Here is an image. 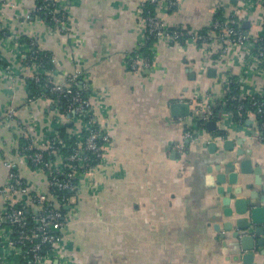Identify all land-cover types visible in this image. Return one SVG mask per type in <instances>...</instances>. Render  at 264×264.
Wrapping results in <instances>:
<instances>
[{"label":"crops","instance_id":"obj_1","mask_svg":"<svg viewBox=\"0 0 264 264\" xmlns=\"http://www.w3.org/2000/svg\"><path fill=\"white\" fill-rule=\"evenodd\" d=\"M59 1L68 15L63 31L39 18H23L34 0H9L12 6H0V26L9 35L0 44V116L13 107L18 119L32 117L42 134L61 121L72 126L71 117L62 114L52 97L29 99L30 71L14 44L22 38L35 39L53 55L57 75L75 67L86 71L93 92L104 96L106 107L98 111V123L105 126L109 118L110 139L94 177L81 183L75 198L76 214L63 241L69 264H264V244L256 243L264 240V225L262 234H252L255 245L250 250L241 248L232 231L214 229V224L230 220L224 215V198L232 197V207L227 188L235 185L227 176L217 182L218 174L230 171L228 164L238 171L241 162L249 161L250 171L241 178L251 186L241 196L256 192L254 202L262 204L264 141L256 118L249 114L240 124L228 120L213 129L207 121L197 123L206 95L223 97L230 78L243 74L250 85L264 87L257 62L244 75V48H233L221 65L206 48L184 49L160 39L152 44L151 67L129 70L126 56L145 33L137 13L144 0ZM259 1L179 0L171 11L157 10L169 27L200 30L217 9L236 15L241 25L248 21L243 29L252 33L264 25V4ZM210 68L215 70L212 75ZM178 101L189 103L194 116L173 115L171 105ZM217 127L225 129L224 136H217ZM186 130L196 133L194 140L185 136ZM226 140L230 145L225 146ZM210 142L214 148L209 149ZM18 143L13 130L0 126V144L8 157L14 156ZM20 169L24 179L46 188L43 173ZM5 175L0 165V183ZM246 254L252 255L250 262Z\"/></svg>","mask_w":264,"mask_h":264},{"label":"built area","instance_id":"obj_2","mask_svg":"<svg viewBox=\"0 0 264 264\" xmlns=\"http://www.w3.org/2000/svg\"><path fill=\"white\" fill-rule=\"evenodd\" d=\"M178 1L144 0L138 5L137 13L144 20L145 33L137 41L136 48L126 56L129 70L151 67L153 60L139 50L148 38L153 37L184 49L191 46L206 48L214 53L221 65H225L224 60L233 48L241 47L247 52L243 61L244 75L248 72L247 66L255 62L259 65L258 71L264 72V25L251 33L243 29L236 15L229 14L223 15L221 20L212 19L204 29L183 26L170 29L159 17L157 9L171 11ZM59 2L34 0V6L24 13L23 18L27 21L39 18L51 28L63 31L68 15L59 8ZM259 2L264 4V0ZM8 4L12 6L9 0H0V6ZM148 6H152L151 10ZM8 36L0 26V44ZM14 44L23 66L30 71L27 80L40 86L36 93L30 92L29 99L52 97L57 106H63H60L62 114L71 117L72 126L65 139L61 136L62 121L54 130L42 134L32 117L18 119L13 107L6 108L0 116V126L13 130L19 142L12 158L6 155L7 150L0 144V165L6 170L5 180L0 183V264H48L54 260L69 264L63 241L76 214L73 208L75 198L81 183L92 179L103 161L112 123L109 118H106L105 126L98 123V111L106 107L104 96L93 92L86 71L75 67L69 73L57 75L56 59L40 49L35 39L22 38ZM231 83L234 91L229 89ZM224 94L220 98L211 93L206 95V103L200 106V120H214L215 106L224 107L233 102L232 109L220 113L219 124L228 120L240 124L247 115L253 114L259 137L264 141V87L250 85L240 74L230 78ZM185 136L194 140L197 135L186 130ZM22 166L43 173L46 188L24 179ZM66 206L68 209L64 208Z\"/></svg>","mask_w":264,"mask_h":264},{"label":"water","instance_id":"obj_3","mask_svg":"<svg viewBox=\"0 0 264 264\" xmlns=\"http://www.w3.org/2000/svg\"><path fill=\"white\" fill-rule=\"evenodd\" d=\"M248 21H244L242 23L243 28H248ZM215 72L213 68L208 70V74L212 75ZM172 114L175 116H190L193 117L194 114L192 110H190L189 103L187 102H174L171 105ZM206 126L208 129H213L216 127V122L214 120H210L206 122ZM230 141L226 140L225 146L230 145ZM209 149L215 147L214 142L209 143ZM249 161L245 160L241 162L240 169L235 170L234 164H228L230 171L226 174H218L217 182L223 183L227 176L228 182L230 185H235L234 187L227 188V191L232 192L233 195V206L231 207V199L232 197L227 196L224 198V204L227 205L224 209V215L229 217L230 220L224 222L222 226L219 224H214V229L219 231L223 228L226 231H232L234 237H239L241 248L244 250H250L254 248V238L252 236L253 233L262 234L264 225V196L261 198L262 204H257L254 200L257 198L256 192H249L246 196L242 195L244 189L250 188L251 184L244 183V180L241 178L242 174L249 172L248 169ZM257 183L260 182V179L257 178ZM242 183V184H241ZM219 191H222L219 188ZM68 209V206L64 207ZM255 224L256 227L253 228L252 225ZM258 245H263L264 240L260 238L256 241ZM246 262H250L252 260L251 254H246L244 256Z\"/></svg>","mask_w":264,"mask_h":264},{"label":"trees","instance_id":"obj_4","mask_svg":"<svg viewBox=\"0 0 264 264\" xmlns=\"http://www.w3.org/2000/svg\"><path fill=\"white\" fill-rule=\"evenodd\" d=\"M148 7L151 10L152 6H148ZM152 12H153V10H152ZM215 18L221 20L223 18V13L221 11H217L216 13H214V16H213V19H215ZM173 27H170V29H173ZM155 41H156V39L153 37L148 38L146 43L139 50V52H141L143 54V56L147 57L150 61H152V58H153L152 44ZM47 54L49 55V52H47ZM46 59H47V57H46ZM29 87H30L29 89L31 90L32 93H36V91H38V89L40 88V86L38 84L34 83L32 80H29ZM229 89L234 91V89H235L234 84L231 83ZM232 104H233V102H229L224 107H221L220 105L215 106V108H214V113H215L214 120L216 121L217 124L219 123L220 113H222L224 110L226 111V110L232 109L233 108ZM60 106L63 108L62 105H60ZM197 123L202 124L203 121L197 120ZM243 124H244V122H243ZM69 127L70 126L68 125V123H66L60 127L61 136L64 137L65 139L67 136L66 129ZM224 132H225V130L217 127V136H219V137H222V135L224 136ZM62 152H64V149H62Z\"/></svg>","mask_w":264,"mask_h":264}]
</instances>
